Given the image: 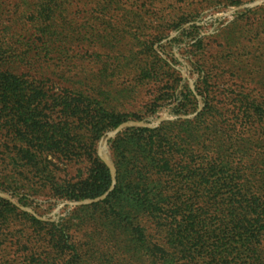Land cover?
<instances>
[{
	"label": "rangeland",
	"instance_id": "obj_1",
	"mask_svg": "<svg viewBox=\"0 0 264 264\" xmlns=\"http://www.w3.org/2000/svg\"><path fill=\"white\" fill-rule=\"evenodd\" d=\"M55 1L50 25L60 39L57 52L46 60L48 91L59 93L71 80L87 84L86 94L103 108L102 121L118 124L98 140L96 157L109 175L107 165L129 179L114 192L115 172L114 188L100 201L67 200L36 174L2 164L7 151H0V264H18L49 250L37 241L48 240L51 227L75 249H63L59 264H140L139 224L149 245L165 236L152 219L139 217V175L135 181L132 175L139 173V156L152 153L168 152L172 162L153 170L151 189L182 179L162 199L172 206L175 224L184 225L189 216H175L176 210L192 204L207 210L216 228L222 218L216 193L222 191L198 190L184 178L190 168H201L212 148L229 181L239 174L264 173V0ZM39 2L4 5L15 18H24L13 25L21 35L32 27L23 15ZM149 134L167 140L139 143V135ZM7 141L0 137L2 145ZM46 155L44 166L64 186L87 187L99 172L87 159L55 161ZM109 195L110 202L103 203Z\"/></svg>",
	"mask_w": 264,
	"mask_h": 264
},
{
	"label": "trees",
	"instance_id": "obj_2",
	"mask_svg": "<svg viewBox=\"0 0 264 264\" xmlns=\"http://www.w3.org/2000/svg\"><path fill=\"white\" fill-rule=\"evenodd\" d=\"M9 1L12 0H0V137L8 140L4 145L0 143V151H7L2 164L36 174L48 184L53 194L62 195L64 199L99 197L109 187L110 175L96 157V144L107 130L118 124L113 120L102 121L103 108L98 105L96 97L86 94L88 87L85 82L71 80L69 88L61 87L57 91L59 93L48 91L52 86L44 77L49 65L46 60L57 52L56 42L60 39L59 31L52 30L50 25L54 20L52 6L56 1L40 0L34 10L23 15L29 17L32 24L30 29L23 30L24 35L13 29V25L24 18H15V13L5 9L4 5ZM46 41L52 44L47 45ZM58 53L63 51L58 50ZM53 77L56 81L67 82L64 78ZM76 85L79 88H75ZM54 112L58 113L56 118H52ZM76 123L79 128L74 127ZM161 138L167 137L162 134H149L147 138L139 135V143L158 144ZM213 152L214 148L207 152L201 168H190L184 180L193 187L196 185L198 190L222 191L221 194L216 193L222 201V218L214 229L216 223L207 216L208 211L192 204L182 205L180 212L176 210L175 216L179 213L189 215L184 225H176L169 209L172 206L162 199L175 185L181 184L182 179H177L181 180L179 183L170 180L165 186L150 188L154 183L151 173L154 169H161V163L166 168L172 162L171 156L168 152L167 155L152 153L141 159L139 156V173L132 174L133 181L139 175V217L152 219L165 233L161 243L149 245L145 229L139 224L140 264H264V173L250 174L249 177L239 174L234 181H229L227 171L219 167L216 158L212 157ZM46 154L53 155L55 161L87 159L99 168V172L87 187L86 184L81 187L64 186L66 182L58 184L53 170L44 166V163H49ZM132 159V163L137 162V159ZM134 169L138 167L134 166ZM116 173L114 192L129 179L122 177L118 168ZM147 189L152 191L146 193ZM109 198L110 195L103 203H109ZM22 199L24 197L19 202ZM4 204L10 205L6 201ZM51 230L53 233L48 240L39 237L37 241L47 245L49 250L18 264H59L63 249L70 247L75 251L60 230L52 227ZM199 244L205 246V251L198 250ZM215 245L217 248L213 251L211 248ZM21 247L25 251L26 248Z\"/></svg>",
	"mask_w": 264,
	"mask_h": 264
},
{
	"label": "water",
	"instance_id": "obj_3",
	"mask_svg": "<svg viewBox=\"0 0 264 264\" xmlns=\"http://www.w3.org/2000/svg\"><path fill=\"white\" fill-rule=\"evenodd\" d=\"M108 167H109V169H110V180H111V182H110V186H109V188H108V190L103 194V195H101V196H99V197H97V198H95L94 200H92V201H89V202H95V201H100L101 199H104L111 191H112V189L114 188V186H115V172H116V170H115V168L113 167V166H111V165H107Z\"/></svg>",
	"mask_w": 264,
	"mask_h": 264
}]
</instances>
